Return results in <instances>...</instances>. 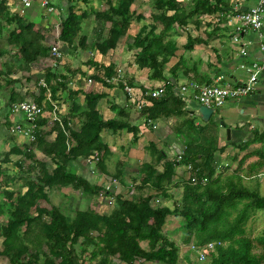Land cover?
I'll return each instance as SVG.
<instances>
[{
	"label": "trees",
	"instance_id": "16d2710c",
	"mask_svg": "<svg viewBox=\"0 0 264 264\" xmlns=\"http://www.w3.org/2000/svg\"><path fill=\"white\" fill-rule=\"evenodd\" d=\"M80 1L88 4L90 0ZM99 1L106 9L93 10L92 15L97 23H108L109 28L98 38L94 48L106 55L116 48L119 38L126 35L131 22H140L143 18L131 12L135 0H117L114 4L112 0ZM183 1L189 4H182ZM149 3L151 23L141 26L128 40L127 47L136 51L137 69H148L150 80L164 81V94L157 99L149 97L148 104L139 112L145 122L152 124L175 119L172 131L183 148L176 162L177 155L169 160L163 150L149 144L145 149L152 161L142 164L141 177L133 184L134 194L127 199L91 185L71 171L69 164L97 153L100 159L96 165L105 173L104 161L111 153L100 141L101 131L107 129L116 133L126 129L132 133L135 143L137 128L121 119L103 121L96 110L101 94L84 93L85 110L78 114L82 110L76 99L79 91H72L68 86V76L77 72L60 69L44 36L19 16L8 15L4 0L0 2V29L3 18L6 23L16 24V28L8 32L6 42L17 51L10 54L0 49V59H7L0 69V93H8L7 111L11 105L25 100L18 87L22 80L30 81V70L43 73L45 87L38 86V95L34 98L43 111L52 110L51 102L59 92L65 91L71 100L67 115H59L51 123L47 117L38 118L32 142L0 153V257L6 258L8 264H113L116 260L122 264H178L180 247L163 232L171 216L181 220L182 244L202 247L220 243L205 264H264V231L252 235L246 229L255 213L264 210V196L244 180L245 176L264 167V154L245 170L244 162L256 155V151L246 154L232 173L227 172L228 168L219 170L216 154L225 149L218 146L220 124L213 118L197 124L198 117L189 114L186 102L164 73L166 64L175 55L176 39L181 31L189 24L197 26L203 15L223 12L226 6L221 0H149ZM87 17L88 14L78 15L69 8L58 37L69 50L84 48L86 38L81 37L80 32ZM158 25L161 26L159 31ZM196 43L200 40L188 36L184 51L190 52ZM45 62L48 64L43 65ZM181 65L179 59L170 68L169 75L174 77ZM95 67L97 69V65ZM96 71L91 78L105 86L106 80L115 76L112 64ZM98 71H102V78ZM19 73L18 78L11 77ZM47 93L51 102L46 99ZM123 113V109H118V117ZM74 117L80 120L79 130L69 126V120ZM7 127L9 129V124ZM52 135L53 140H48ZM36 151L49 159L52 170L37 159ZM161 162L162 170L157 171ZM179 166H191L189 176L198 182L192 184L188 175V178L177 179ZM121 176L123 172L118 168L112 177ZM203 178L208 179L205 184L200 183ZM17 182L19 188L13 190L11 187ZM63 188L80 191L83 202L102 195L113 201V208L108 214H98L87 207L68 216L50 203V194ZM173 188L180 190L179 199L169 207L165 204L173 200L170 194ZM145 190L155 193L146 194ZM159 198L163 204L156 202ZM39 202H45L49 208L41 207ZM97 231L100 232L95 235Z\"/></svg>",
	"mask_w": 264,
	"mask_h": 264
},
{
	"label": "crops",
	"instance_id": "0c3cea01",
	"mask_svg": "<svg viewBox=\"0 0 264 264\" xmlns=\"http://www.w3.org/2000/svg\"><path fill=\"white\" fill-rule=\"evenodd\" d=\"M116 1L112 0V3L114 4ZM4 2L8 15H17L25 23L31 24L34 30L39 31L44 36L50 48L55 46L60 50L63 57L62 60L56 62L60 69L67 68L77 72L75 75L68 76V86L72 91H79L76 99L82 106V110L78 114L85 110L84 93L101 94L102 98L98 101L96 110L103 121L121 119L137 128L138 134L135 143L132 142V133H129L126 129L117 131L116 133L107 129L101 131L100 141L109 148L111 153L104 161L105 173H102L98 169L96 163H90L87 159H78L69 164L71 171L85 178L91 185L103 189L109 187L113 194H119L129 199L134 194L132 190L134 181H138L141 177L140 168L142 164L152 161L149 152L145 149L149 144H153L157 149L163 150L169 160L174 159L175 155H178L177 151H181V148H183L180 140L175 137L172 131L175 119L168 122L158 120L154 124L145 122L137 110L135 103L132 102V98L124 91L125 87H128L133 90L137 97L147 102L149 98L148 92L164 83V81L150 80L148 69H137L134 63L136 51H130L127 47L128 40H131L139 32L140 27L151 23L149 0H135L131 6V12L141 16L143 20L140 22L132 21L126 35L120 37L116 48L109 51L106 55H101L94 48V44L98 38L106 33L109 28L108 23L105 25L99 24L92 15L93 10L103 11L106 9V5L99 0H90L88 4H83L80 0H51L53 7V12L51 13L37 4H33L30 8L22 10L18 0H4ZM221 2L226 6L223 12L203 15L199 18L197 26L193 24L187 25L176 39L175 55L166 64L164 71L166 79L170 84L175 86L176 90L190 83H195L198 86L212 85L219 76L223 77L222 85L242 84L248 80V74L242 69V66H251L254 63L264 64V50H261L260 47L261 43L264 45V16L261 39L256 32L242 26L237 19L238 15L254 5L255 0H221ZM182 4H189V1H183ZM70 7L78 15L82 13L88 14V17L82 23V30L80 32V36L86 38L83 49L69 50L63 42L58 40L61 24L66 18ZM3 20L5 19L1 20L0 49L14 54L17 48L8 46L6 39L8 32L15 29L16 24H9ZM160 29L161 26L158 25L157 31ZM188 36L192 40H200V43L194 44L190 52H185L183 47L186 44ZM234 37L239 38L237 43L233 41ZM76 44L77 41L74 46ZM179 59L182 60V65L175 76L172 77L169 75V70ZM6 60V58L0 59V69ZM88 62L97 65V69H95V65H89ZM46 64L48 62H45L43 65ZM110 64L114 66L115 74L118 72L121 74L119 79L114 81L106 80L107 85L105 86L101 82L91 78L97 72L96 70ZM82 73L85 74V77L81 75ZM42 74V71L30 70L28 73L30 81L22 80L18 87L20 95L30 101H34V98L38 95V84L40 80H43ZM98 74H100L99 78H102V71H98ZM19 76L20 73L11 77L16 79ZM30 90H36L34 92L35 96L28 94ZM192 94L193 90L191 89H188L184 94L187 98L185 100L186 108L190 115L198 117L197 124H200L203 121L197 113L199 105L191 100ZM4 97H8V93H0V153L6 152L12 146L28 144L27 139L24 137L13 135L8 131L7 124H9V127L16 122L23 124L25 127L27 124L21 116L11 115L7 111L5 104V109H1ZM46 97L51 102L50 97ZM70 106L71 100H69L68 94L65 91L59 92L56 94V99L51 102L52 110H45L43 118L47 117L51 123L53 122V118L56 117L57 119L59 115H67ZM118 109L124 110V113L120 117H118ZM210 118H213L219 124L221 122L224 123V127L219 125L218 131V146L225 147L222 153L216 154L219 170L228 168L227 172L232 173L246 154H251L255 151L256 155H252L246 159L242 168L245 170L258 162L259 156L264 154V73L260 75L255 91L251 95L238 100H227L222 107L214 110ZM69 126L73 130H79V118L74 117L70 119ZM44 128L46 129V127ZM226 129L230 130L228 137ZM53 137V135L48 137V140L52 141ZM35 154L37 158H39V155L41 156L40 158H44L42 161L48 164L49 170H52L53 167L49 163L48 158L37 151ZM118 168L123 172V176L114 179L112 176ZM156 170H162V162L159 163ZM176 175L178 176L177 179H184L187 178L188 174L184 167L179 166L176 168ZM244 180L249 181V184L253 183L250 188L257 190V192L259 189H263L264 167L250 176H245ZM11 188L17 190L19 183H15ZM68 190L70 188H63L59 192L65 194ZM78 192L80 196L76 201L77 206L84 203L81 199V192ZM174 192L180 194L178 188L170 190L172 196ZM145 193L153 194L155 192L145 190ZM66 196L72 206L71 203L74 202L73 197ZM102 199L110 201L111 205L109 208L101 203ZM159 200L161 198L157 200L158 203H160ZM173 200H175L174 197ZM172 201H169L165 205L170 207ZM89 203L90 208L98 214H108L113 208V201L107 197H96L91 199ZM76 210L83 209L79 208ZM99 232L97 231L95 235ZM191 259L190 255L183 254L179 250L178 264H190ZM85 264H96V262H87ZM113 264L122 263L116 260ZM137 264L160 263L138 262Z\"/></svg>",
	"mask_w": 264,
	"mask_h": 264
},
{
	"label": "built area",
	"instance_id": "2783aa9c",
	"mask_svg": "<svg viewBox=\"0 0 264 264\" xmlns=\"http://www.w3.org/2000/svg\"><path fill=\"white\" fill-rule=\"evenodd\" d=\"M22 10L30 8L33 4L39 5L41 8L47 10V12H53V7L51 5V0H18ZM264 16V0H255L254 5L250 7L248 10L243 12L242 14L237 16L238 21L244 27H247L254 32H256L259 38H262V20ZM239 40L238 37H234L233 41L237 43ZM261 50H264V45L261 43ZM51 55L54 58L55 63L62 60L63 54L60 50L53 46L51 47ZM242 69L248 74V80L242 84H228L222 85L221 82L223 80L222 76H219L215 83L207 86H198L195 83H190L187 86H181L179 90L176 92L182 97L185 101L187 98L184 96L188 89L193 90V94L191 95V100L199 106H205L207 108H211L216 110L222 107L227 100H238L241 98H245L251 95L259 82V77L264 73V64L254 63L251 66H242ZM121 77L119 72L115 74L114 77L108 79L109 81L117 80ZM90 83V81H88ZM39 86L45 87V83L43 80H40ZM124 91L127 95L132 98V102L135 103L137 110H141L142 107L146 106L148 103L144 101L142 98L137 97V95L133 92L132 89L125 87ZM164 94L163 85L156 87L155 89H151L148 92V96L150 98L157 99ZM47 96L50 95L47 93ZM9 113L13 116H21L22 119L26 122L27 126H23V124H19L18 122L13 123L9 127V132L13 135L22 136L27 139V142L30 143L34 140V131L37 128L36 122L38 118L43 117L44 111L41 106L37 105L34 101L24 100L17 102L9 107ZM57 120L56 117L53 118V121ZM147 123L152 124L150 121ZM100 159V155L97 153H93L89 159H87L90 163H97ZM180 160V154L177 155L176 162ZM186 173L189 176V172L191 171V166L184 167ZM187 176V178H188ZM190 177V176H189ZM190 181L192 184H196L198 180L195 177H190ZM208 181L207 178H203L200 180V183L205 184ZM105 191H110L109 187L105 188ZM99 197H102L100 195ZM158 203V201H156ZM220 245L219 242L208 243L205 246L198 247L193 244L190 245L189 250L196 253L197 260L199 262H204L207 260L209 255L215 250L216 246Z\"/></svg>",
	"mask_w": 264,
	"mask_h": 264
},
{
	"label": "rangeland",
	"instance_id": "374dc122",
	"mask_svg": "<svg viewBox=\"0 0 264 264\" xmlns=\"http://www.w3.org/2000/svg\"><path fill=\"white\" fill-rule=\"evenodd\" d=\"M35 91L36 90H33V91L30 90L31 93L28 92V94L35 96L34 95ZM25 100H28V99L25 98ZM5 101H6V97H4L3 100H2L3 105L1 107V109H5V107H4ZM37 155H38V153H37ZM40 157L41 156L39 155V158H37V159L38 160H44V158H40ZM245 183L249 187H252L253 183L249 184V181H245ZM258 193L261 196H264V188L263 189H259ZM66 195L73 197L74 202L71 203L72 206L69 203V199L66 198L67 197ZM79 196H80L79 192H74L71 189L68 190L65 194L64 193H60V192L59 193L58 192H52V194H50V203L55 205V206H58L63 211L64 214H66L68 216H73L74 215V211L76 209H79V208L84 209V208L90 207L89 206L90 205L89 202H84V203H81V205L79 204L77 206L76 201H77ZM173 197H174L175 200L172 201L170 207H172L173 202H177L178 201L179 194H177V192H174ZM159 202H160L159 204H162V199L159 200ZM101 203L104 204L105 206H107V208H109V206L111 205L109 200H103L102 199ZM39 205L41 207L49 208V206L45 202H39ZM246 229L252 235H259L262 231H264V210L263 211H258V212L255 213V215L252 217V219L248 222ZM163 232L171 240H174L179 245L180 250H181V252H183V254L190 255V257L192 258L190 264H205L207 262V260L204 261V262H199L197 260L196 253H194V252L189 250L190 244L184 245V244H182L180 242L181 220H180L179 217H173V216L169 217L167 222H166V225L163 228ZM0 242H1V240H0ZM143 246L145 247V245H143ZM0 264H8L6 258L0 257Z\"/></svg>",
	"mask_w": 264,
	"mask_h": 264
},
{
	"label": "water",
	"instance_id": "95a60500",
	"mask_svg": "<svg viewBox=\"0 0 264 264\" xmlns=\"http://www.w3.org/2000/svg\"><path fill=\"white\" fill-rule=\"evenodd\" d=\"M197 113L198 115L200 116L201 120L203 122H208L210 117L212 116V114L214 113V110L211 109V108H207L205 106H199L198 109H197ZM220 126L221 127H224V123L221 122L220 123ZM226 134H227V137L229 136L230 134V130L226 129ZM177 154H181V151H177Z\"/></svg>",
	"mask_w": 264,
	"mask_h": 264
}]
</instances>
